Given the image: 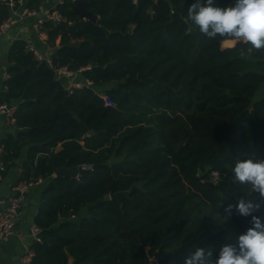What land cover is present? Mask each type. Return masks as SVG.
Returning <instances> with one entry per match:
<instances>
[{"label": "trees", "instance_id": "16d2710c", "mask_svg": "<svg viewBox=\"0 0 264 264\" xmlns=\"http://www.w3.org/2000/svg\"><path fill=\"white\" fill-rule=\"evenodd\" d=\"M74 1L44 26L52 66L17 40L0 94L18 130L0 159L8 170L27 150L18 182H46L32 264H185L198 248L216 260L252 227L238 201L260 202L232 168L264 160V50L209 40L187 19L194 0H81L96 22L78 20ZM10 16L2 5L0 22ZM61 68L83 88L70 91ZM63 166L77 177L55 176ZM214 171L226 179L209 182ZM253 215L264 223V206Z\"/></svg>", "mask_w": 264, "mask_h": 264}, {"label": "clouds", "instance_id": "9594fccd", "mask_svg": "<svg viewBox=\"0 0 264 264\" xmlns=\"http://www.w3.org/2000/svg\"><path fill=\"white\" fill-rule=\"evenodd\" d=\"M187 19L209 40L229 38L264 50V0H233L228 7L218 6L216 0H194ZM232 173L235 182L259 194L260 202L241 198L235 206L239 215L251 216L252 227L239 235L234 245L223 246L216 260L211 251L198 248L185 264H264V223L253 215L264 206V160L236 161ZM232 211V205L225 209L229 216Z\"/></svg>", "mask_w": 264, "mask_h": 264}, {"label": "built area", "instance_id": "2783aa9c", "mask_svg": "<svg viewBox=\"0 0 264 264\" xmlns=\"http://www.w3.org/2000/svg\"><path fill=\"white\" fill-rule=\"evenodd\" d=\"M27 1L28 0H0V7L2 5L6 6L12 13L8 19L0 22V36L6 33L18 21H23L28 18H36L33 25L35 34L39 41L46 42L48 34L44 29L45 24L48 22L60 24L65 21L63 15L57 11L58 5L62 4L63 0L48 7L45 3H42L37 8L28 7ZM41 1L44 2L45 0ZM27 49L34 54L38 61H46L48 65L52 66V60L46 58L38 49L28 44ZM57 74L60 77H72L75 73L67 68H61L57 70ZM81 88H83V83L81 82H76L69 86L70 91ZM16 111V105L10 106L0 102V114L5 115L9 121L15 122L14 116ZM80 168L92 170V166L86 164L81 165ZM6 172L7 167L0 159V179H2ZM207 179L213 184H218L221 181H224L226 176L221 172L214 171L207 174ZM42 182V180L35 182L20 181L16 184L12 196L0 199V242H6L16 235L18 220L27 201L28 194L33 187L41 185ZM41 233L42 230L36 224H33L30 227L28 233L29 241L24 244V255L21 259V264H32V243L41 241Z\"/></svg>", "mask_w": 264, "mask_h": 264}, {"label": "crops", "instance_id": "0c3cea01", "mask_svg": "<svg viewBox=\"0 0 264 264\" xmlns=\"http://www.w3.org/2000/svg\"><path fill=\"white\" fill-rule=\"evenodd\" d=\"M59 1L61 0H45L43 3L48 7ZM35 21L36 18L18 21L0 36V94L6 90V82L9 79V70L12 66L9 53L17 40H25L28 45L38 49L48 59H51L54 53V49L49 47L47 41L41 42L37 38L33 28ZM61 79L66 87L82 81L79 74H74L72 77H61ZM260 92L263 93L262 96L264 97V86ZM17 132L15 122L9 121L5 115L0 114V140L5 139L9 135H16ZM26 152L27 150L24 151L17 165L8 169L2 179H0V199L13 195L14 188L23 173ZM45 186L46 182H42L41 185L35 186L30 190L18 220L16 235L6 242H0V264H21V259L24 255V244L29 241V229L35 223L38 215L41 195Z\"/></svg>", "mask_w": 264, "mask_h": 264}, {"label": "water", "instance_id": "95a60500", "mask_svg": "<svg viewBox=\"0 0 264 264\" xmlns=\"http://www.w3.org/2000/svg\"><path fill=\"white\" fill-rule=\"evenodd\" d=\"M75 5H76V14H77V19L78 20H88V21H93L96 22L97 19L94 15L89 13L85 8L84 4L81 0H75ZM55 51V50H54ZM122 85H119V88H121ZM79 173V168L78 167H67L63 166L61 168H58L55 170V176L59 175H66L69 174L73 177H77ZM207 176V174H206ZM128 196L127 192H118V193H111L110 194V199L114 201H118L119 203L122 202L124 198Z\"/></svg>", "mask_w": 264, "mask_h": 264}, {"label": "rangeland", "instance_id": "374dc122", "mask_svg": "<svg viewBox=\"0 0 264 264\" xmlns=\"http://www.w3.org/2000/svg\"><path fill=\"white\" fill-rule=\"evenodd\" d=\"M262 95H263V93H262V92H260V94H259L258 98H261V97H263Z\"/></svg>", "mask_w": 264, "mask_h": 264}]
</instances>
